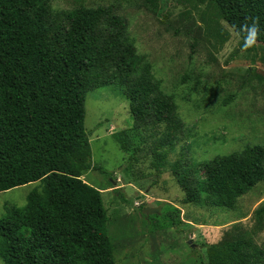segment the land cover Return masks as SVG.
<instances>
[{"label": "trees", "instance_id": "trees-1", "mask_svg": "<svg viewBox=\"0 0 264 264\" xmlns=\"http://www.w3.org/2000/svg\"><path fill=\"white\" fill-rule=\"evenodd\" d=\"M198 1L216 6L239 36L240 52L256 54L264 45V0ZM104 86L123 90L134 130H152L161 150L166 145L157 164L167 162L179 141L171 137L180 132L176 102L137 53L114 6L54 14L50 0H0V194L40 183L22 210L5 209L0 219L4 264H116L102 194L81 180L96 170L86 95ZM119 142L127 151L125 133ZM193 162L183 154L171 166L186 205L234 210L264 184L262 147L215 158L202 181ZM254 220L263 230L264 204ZM207 264H264V246L249 233L235 236L213 246Z\"/></svg>", "mask_w": 264, "mask_h": 264}, {"label": "rangeland", "instance_id": "rangeland-1", "mask_svg": "<svg viewBox=\"0 0 264 264\" xmlns=\"http://www.w3.org/2000/svg\"><path fill=\"white\" fill-rule=\"evenodd\" d=\"M102 6H114L128 21L137 53L176 102L180 128L167 162L158 165L166 145L161 150L150 129L134 130L123 90L104 86L86 95L85 131L96 170L81 180L102 194L116 264H207L213 246L246 233L264 246V228L254 220L264 184L234 210L186 205L171 169L187 154L202 181L215 158L264 148V45L256 54L240 52L239 36L216 6L198 0H156L155 8L147 0H50L54 14ZM123 133L127 151L119 142ZM39 185L1 193L0 219L5 209L22 210ZM146 209L158 214L147 216Z\"/></svg>", "mask_w": 264, "mask_h": 264}, {"label": "water", "instance_id": "water-1", "mask_svg": "<svg viewBox=\"0 0 264 264\" xmlns=\"http://www.w3.org/2000/svg\"><path fill=\"white\" fill-rule=\"evenodd\" d=\"M144 213L149 216L150 214H153V215H157L158 214V211L157 210H154V209H146L144 211Z\"/></svg>", "mask_w": 264, "mask_h": 264}]
</instances>
